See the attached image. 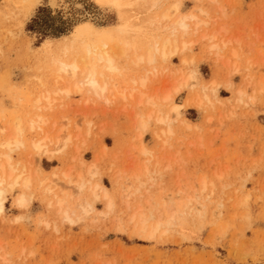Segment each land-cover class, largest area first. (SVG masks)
I'll return each instance as SVG.
<instances>
[{"label": "rangeland", "instance_id": "1", "mask_svg": "<svg viewBox=\"0 0 264 264\" xmlns=\"http://www.w3.org/2000/svg\"><path fill=\"white\" fill-rule=\"evenodd\" d=\"M80 1L91 18L64 20L53 14L48 0H39L20 26L7 24L1 16L9 9L17 12V1L0 0L1 121L12 114L35 117L32 100L39 93L44 63L36 51L46 39L68 36L83 23L92 24L101 36L114 34L106 31L117 24L114 9L98 0ZM166 4L157 9L128 6L123 13L126 22L145 26L148 17L163 12ZM203 4L217 22L206 31L226 30L233 48L223 62L201 43L186 56L196 60L204 83L218 82L221 104H204L202 109L193 104L182 109L180 118L167 108L164 113L170 114L173 134L164 137L166 128L153 124L140 140L135 112L126 103L110 106L92 100L85 106L78 95L58 98L50 111L39 113L48 121L45 134L79 135L75 145L52 162H39L29 149L14 154L15 162L59 174L73 159L89 166L98 158L99 182L115 197L116 211L102 219L104 205L97 202L93 214L70 223L48 210L38 200L40 195L24 212L9 198L0 216V264H264V0ZM194 8L190 0H183V13ZM168 67L179 70L180 60L174 58ZM167 76L152 94L163 98L170 90ZM188 95L182 93L175 105L184 106ZM26 136L27 142L41 137L28 131ZM156 160L159 166H150L144 174L148 179L140 194L123 199L127 181L144 173L145 163ZM139 208L149 222L160 219L164 224L153 240L133 234L130 219Z\"/></svg>", "mask_w": 264, "mask_h": 264}, {"label": "bare ground", "instance_id": "2", "mask_svg": "<svg viewBox=\"0 0 264 264\" xmlns=\"http://www.w3.org/2000/svg\"><path fill=\"white\" fill-rule=\"evenodd\" d=\"M12 1L9 0L13 4ZM16 1L20 7L18 11L9 9L1 16L7 24L15 22L21 26L36 10L39 0ZM190 1L195 8L183 13V0L172 3L169 0H98L117 13L116 26L106 30L114 33L109 38L99 35L101 32L92 24L83 23L68 36L46 39L42 43L36 51L44 63L37 84L39 93L33 95L32 100L35 117L27 119V115L12 114L5 121L0 120V216L4 214L9 198H13L17 210L24 212L29 210L36 195H40L38 200L48 210L55 211L70 223L93 214L97 202L104 205V212L99 215L102 219H108L116 211L115 197L99 182L101 171L98 158L89 166L81 161L76 164L77 159H73L68 168L59 174H46L39 165L32 169L29 163L15 162L13 155L27 149L39 162L42 159L52 162L57 155L75 145L79 135L75 137L63 131L54 137L45 134L48 121L39 113L50 111L58 98L69 99L78 95L85 106L92 100L105 101L110 106L126 103L135 112L133 115L140 140L149 133L153 124L166 128L162 136L173 134L170 114L164 113L167 108L175 118H180L182 109L193 104L198 109H202L204 104L215 106L213 102L221 104L218 82L204 83L199 78L196 60L186 56V52L201 43L217 57L218 62H223L234 43L227 42L226 30L206 31L217 23L212 11L203 4L208 0ZM163 2H167V8L148 17L145 26L126 22L123 13L126 7L157 9ZM210 3L216 4L217 0H210ZM48 6L54 15L64 20L91 18L80 0H48ZM146 29L149 31L145 33ZM232 57H236L234 51ZM174 58L180 60V69L176 71L168 67ZM166 73L171 86L160 98L158 94H152V89L159 85ZM229 89L232 90L231 84ZM184 92L189 93L185 105H175L176 98ZM239 97L243 98L242 92H239ZM184 124L189 126L187 122ZM27 131L41 137L27 142ZM141 152L149 156L144 148ZM154 163H145L144 173L127 181V187L121 190L123 199H133L140 194L146 184L143 180L148 179L144 174L148 173L150 166H159L158 160ZM111 183L118 185L114 178ZM67 190L74 193L70 194ZM72 202L75 206L71 205ZM201 208L202 211L206 209L202 203ZM130 224H133L134 235L147 240H153L164 226L160 219L155 223L149 222L140 208L131 217ZM170 224L171 221L166 225Z\"/></svg>", "mask_w": 264, "mask_h": 264}]
</instances>
